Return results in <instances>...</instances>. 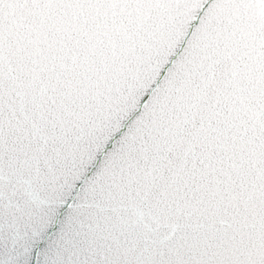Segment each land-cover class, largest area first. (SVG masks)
Masks as SVG:
<instances>
[{"label": "snow or ice", "instance_id": "1", "mask_svg": "<svg viewBox=\"0 0 264 264\" xmlns=\"http://www.w3.org/2000/svg\"><path fill=\"white\" fill-rule=\"evenodd\" d=\"M0 264H264V0H0Z\"/></svg>", "mask_w": 264, "mask_h": 264}]
</instances>
